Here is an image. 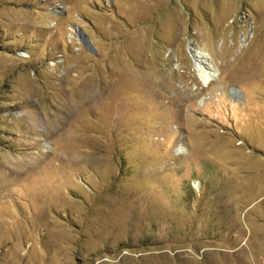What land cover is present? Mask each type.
Here are the masks:
<instances>
[{"label":"rangeland","instance_id":"rangeland-1","mask_svg":"<svg viewBox=\"0 0 264 264\" xmlns=\"http://www.w3.org/2000/svg\"><path fill=\"white\" fill-rule=\"evenodd\" d=\"M0 264H264V0H0Z\"/></svg>","mask_w":264,"mask_h":264},{"label":"bare ground","instance_id":"bare-ground-1","mask_svg":"<svg viewBox=\"0 0 264 264\" xmlns=\"http://www.w3.org/2000/svg\"><path fill=\"white\" fill-rule=\"evenodd\" d=\"M195 58L198 63V69L203 82L208 84L213 81L218 76L219 71L217 69L212 70L210 64L207 62L209 54L205 51H202L197 53Z\"/></svg>","mask_w":264,"mask_h":264}]
</instances>
